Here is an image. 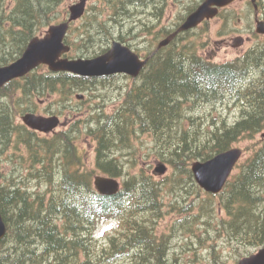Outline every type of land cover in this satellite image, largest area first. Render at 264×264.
<instances>
[{"label": "trees", "instance_id": "16d2710c", "mask_svg": "<svg viewBox=\"0 0 264 264\" xmlns=\"http://www.w3.org/2000/svg\"><path fill=\"white\" fill-rule=\"evenodd\" d=\"M62 2L14 0L9 4L0 0V65L17 59L43 27L62 19ZM135 2L113 3L109 20L86 14L83 29L76 28V34L81 35L79 47H85L78 56L85 57L107 50L115 34L126 43L125 38L129 41L137 26L153 34L146 54L148 64L126 88L121 106L111 114L91 116L84 134L96 143V167L113 177L125 176L118 194L103 195L95 189L96 169L84 162L77 135L81 129L40 136L15 123L17 113L30 110L35 96L56 93L65 101L91 88L96 80L39 67L0 89V158L13 147L19 160H24L21 165L26 169L21 168L27 171L6 175L0 169L1 211L8 226L0 242V264H98L101 260L113 263L122 256H129L130 264H168L163 258L165 238L159 239L154 231L155 221L163 214L159 198L162 182L146 172H125L119 151L131 147L135 133H151L158 158L175 169V178L189 181L199 194L203 190L195 182L191 163L212 158L241 139H254L264 129V76L251 74L254 66L248 58L226 63L207 61L197 53L196 42L183 41L184 34L157 48L158 38L172 30L164 27L165 32L154 33L159 22L149 25L141 18L131 21ZM164 2L155 0V13ZM73 30L72 25L69 43ZM246 79L250 82L245 86L241 81ZM230 96L239 107L233 119L201 111L207 105L226 102ZM238 167L219 194L207 193L211 201H202L196 219L200 217L213 228L215 234L208 233L214 241L212 247L224 239L237 252L246 249L239 252L244 256L264 245V143ZM31 181L35 182L32 189ZM219 212L223 214L215 224L214 214ZM109 219L116 221L123 238L110 237L109 243L96 252L90 247L92 234L101 220ZM197 236L205 239L204 235ZM81 250L85 260L80 259Z\"/></svg>", "mask_w": 264, "mask_h": 264}, {"label": "rangeland", "instance_id": "374dc122", "mask_svg": "<svg viewBox=\"0 0 264 264\" xmlns=\"http://www.w3.org/2000/svg\"><path fill=\"white\" fill-rule=\"evenodd\" d=\"M14 0H7V3L12 4ZM79 0H63L61 4V11L63 21L65 14L69 16L70 6ZM135 5L131 6L132 12L130 15L131 21L139 20V18L147 20L149 25L152 21L148 15L153 6V0H135ZM118 0H88L87 13L92 16H97L100 19L109 20L111 15V5L117 3ZM167 0L165 1L166 4ZM193 4V0H168L166 5L165 15L159 20L158 25L153 29L155 32L167 29L173 30L180 23L179 20L182 15L186 12V9ZM244 3H241L243 5ZM239 3H235L229 10L224 12L228 16L225 21L214 20L211 23L208 33L198 34L197 38V53L209 60L225 63L234 61L235 59H246V56L250 53L253 48L260 49L262 51L264 45L258 46L257 44L264 43V37L260 34H248L249 31L255 30L254 14L253 10L249 5L239 6ZM136 6V8H135ZM129 21V22H131ZM59 22V21H58ZM83 18L75 21L73 24V32L70 34L69 40L73 45V51L70 55L78 56L81 55L85 48L80 44L79 47L78 38L81 36L77 33V27L83 29ZM49 26L43 27L39 34H45ZM141 26L134 28L136 34H131L129 41L126 39V44L130 45L133 49L138 51L142 56H145L151 48V39L153 34H149L148 30L143 31ZM128 29V26L125 30ZM72 32V33H73ZM154 32V33H155ZM148 34V35H146ZM120 34H115L116 40L121 41L117 38ZM193 34H188L187 39L191 38ZM243 35L247 39L244 45L240 47L232 46V39L235 36ZM128 36V35H127ZM133 37V39H131ZM162 37L158 38L159 41ZM186 39V40H187ZM114 40V39H113ZM112 41L110 42V44ZM125 43V42H124ZM109 44V46H110ZM95 56V55H94ZM93 57V56H90ZM261 60V65H264V59ZM250 66V64L248 63ZM251 67V66H250ZM260 69V67H257ZM47 68H44L46 71ZM259 74L256 68L252 69L251 74ZM134 79L121 75L113 79L95 81V85L92 86L91 90L81 91L85 94V98L78 99L76 93L68 100L63 101L57 94H53L52 97L47 96H35L33 103L34 106H38L40 110L49 109L54 104V111L61 115L62 125L57 128V131L62 129H81L80 135V148L84 154V162L87 167L96 169V174H104L100 169L96 167V143L91 142L84 134L89 126V119L91 116H96L98 112H105L106 114L113 113L114 109L121 106L123 95L127 87L134 83ZM246 86L250 79L241 81ZM240 85V84H239ZM233 97H228L226 102L218 105H207L205 110L202 112L208 113L213 112L219 114L228 115L230 119L236 117L239 114V107L232 103ZM45 100V103L43 101ZM231 102V103H230ZM21 122V114L17 113L16 123ZM78 122V123H77ZM264 129L259 132L254 139L244 138L239 140L234 146L243 148L244 154L241 161L246 160L250 156L255 147H259L261 143H264ZM49 133L48 135H50ZM83 135V136H82ZM14 148L11 147L7 153L0 158V169L6 175H12V172H25V165H21L24 161L19 160L17 154H14ZM158 147L152 134L150 133H135L131 139V147L118 153L121 161L124 164L125 172L138 173L146 172L154 175L156 180L164 181L162 183L163 189L161 191L160 201L163 203V214L157 221H155V230L159 239L165 238V247L167 248L166 255L163 257L166 259L168 264H235L242 255L239 252H244L246 249H240L239 252L231 246L226 240L219 239L218 244L212 247L213 240L208 237V233L215 232L213 228H210L202 219L196 215L200 213V208L203 200L211 201L206 191H202L199 194L196 189L194 191L193 186L187 180L175 178V169L169 164L168 169L165 173H159L155 170L157 164L163 162L157 155ZM13 157L15 160H11ZM20 164V166H18ZM23 167V168H21ZM20 168V170H19ZM239 171L237 167L233 174ZM178 175V174H177ZM121 181L123 178H120ZM30 187H34L35 182H30ZM215 203L219 201V197L214 199ZM195 202L194 204H191ZM213 202V203H214ZM189 205V206H187ZM192 208V211H181V208ZM218 214V215H217ZM214 214L213 221L216 224L218 216H222V212ZM153 217V216H152ZM195 219V220H194ZM188 221V222H187ZM209 230V231H208ZM197 234L204 235L205 239H200ZM110 237H116L119 241L123 238L122 232L119 230L118 225L114 219L101 220L98 227L92 234V240L94 243L90 245L91 249L97 252L103 245L109 243ZM98 242L99 245L96 243ZM96 243V244H95ZM102 245V246H101ZM260 247V246H259ZM257 247L256 250L259 248ZM215 253H219V256H215ZM248 251V249H247ZM80 259L85 260V252L81 250L79 253ZM132 259L129 256H123L113 261V263H104L103 260L98 264H130Z\"/></svg>", "mask_w": 264, "mask_h": 264}, {"label": "water", "instance_id": "95a60500", "mask_svg": "<svg viewBox=\"0 0 264 264\" xmlns=\"http://www.w3.org/2000/svg\"><path fill=\"white\" fill-rule=\"evenodd\" d=\"M234 0H205L194 10L178 28L177 32L197 26L206 18L214 17L219 7ZM87 0H79L69 8L70 16L66 20L51 24L43 36L33 37L24 52L13 62L0 66V88L7 82L25 76L41 64H46L53 71H67L81 76L101 77L115 73H126L138 76L148 59H142L130 46L113 41L112 46L104 53L92 58H69L64 56L71 49L66 43V35L71 22L82 17L86 11ZM171 34L163 39L159 46L167 45L176 35ZM243 43V38H234V45ZM83 95H78L81 97ZM24 122L41 131H52L60 124L58 115L43 116L36 113H26ZM243 155V148L232 147L224 150L205 161L192 163V171L198 184L207 192L217 194L227 184L236 164ZM167 167L159 165L156 170L165 172ZM97 190L105 195H113L119 191L120 182L114 177L97 175L94 179ZM7 234V223L1 212L0 204V241ZM238 264H264V246L255 252L242 257Z\"/></svg>", "mask_w": 264, "mask_h": 264}, {"label": "flooded vegetation", "instance_id": "af4514ba", "mask_svg": "<svg viewBox=\"0 0 264 264\" xmlns=\"http://www.w3.org/2000/svg\"><path fill=\"white\" fill-rule=\"evenodd\" d=\"M166 1V0H165ZM204 0H193V6L196 4V6L198 7V5H200ZM168 3V0L165 4H163L162 8L161 9H157V11H159V13H155L154 12V7H155V0H153V6L150 10V14L148 15L149 17H152L150 18L152 21H155L158 20L157 22H159V20H161V18L163 17V15H165V12L167 10L166 8V5ZM235 3H239L240 5L239 6H243V5H249L252 10H253V14H254V23H255V30H252L250 29L251 31H249L248 34H255V35H258L259 34L264 37V0H235L233 3L225 6V7H222L219 9V13L215 16V17H212L210 19H205L202 23H200L197 27L193 28V29H190L188 31H184V32H177V28L176 30H172V32L168 33L165 37L171 35V34H174L175 32H177L172 40L170 41V43L175 40L176 38H178V36H181L182 34H193L191 36V38H189L190 41H194V43L197 41V38L200 36L198 34H204V33H208L209 32V29H210V26H211V23L214 21V20H221L222 22L225 21V19L228 18L227 15L224 14V12H226L227 10L230 9L231 6H234ZM241 3H244L243 5H241ZM192 6V7H193ZM192 7L188 8L186 10V12L182 15V17L179 19L182 21H184L186 19V17L192 12L194 11L196 8H194L192 10ZM154 32V30H153ZM163 32H165L163 30ZM162 34V33H161ZM239 36H243V35H239ZM247 39H252V37H249ZM247 39H245L244 43L247 41ZM158 44H159V41L156 43V47H158ZM258 46L260 45H264V43L262 44H257ZM159 48V47H158ZM260 49H256V48H253L250 53L246 56V58H248V62L254 66V68H256L258 70L259 73H261L263 76H264V65H261V60L260 59H264V47L262 48V51L261 52H258ZM144 57V56H142ZM257 66L260 67V69H258ZM41 67H45L46 66H41ZM122 74L120 73H117V74H114V75H110V76H106L104 78H100L98 79L99 80H106V79H113V78H116L118 76H121ZM91 80H95V79H91ZM264 80V79H263ZM54 93H49L48 95H45L47 97H52ZM43 101V100H41ZM55 104L56 101H51ZM43 103H45V100L43 101ZM54 104L52 106L49 107V109L46 108V110H40L36 104V106L32 105L30 107V110H28V112H33V113H38V114H42V115H45V116H52L53 114H57L53 109H54ZM23 115H21L22 117ZM19 125H22L24 128L28 129V130H32V131H35L38 135H48L49 133L48 132H44V131H40V130H36V129H32L30 127H28L21 119V122ZM123 257V256H122ZM121 258V257H120Z\"/></svg>", "mask_w": 264, "mask_h": 264}]
</instances>
